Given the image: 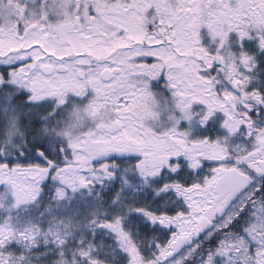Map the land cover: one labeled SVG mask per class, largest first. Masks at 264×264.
<instances>
[{"label": "snow or ice", "instance_id": "1", "mask_svg": "<svg viewBox=\"0 0 264 264\" xmlns=\"http://www.w3.org/2000/svg\"><path fill=\"white\" fill-rule=\"evenodd\" d=\"M0 264H264V0H0Z\"/></svg>", "mask_w": 264, "mask_h": 264}]
</instances>
